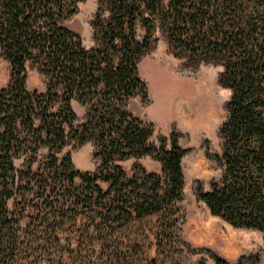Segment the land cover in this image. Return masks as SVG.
Returning <instances> with one entry per match:
<instances>
[{
	"label": "trees",
	"instance_id": "trees-1",
	"mask_svg": "<svg viewBox=\"0 0 264 264\" xmlns=\"http://www.w3.org/2000/svg\"><path fill=\"white\" fill-rule=\"evenodd\" d=\"M81 1L0 0V50L10 67L0 86V264H157L125 235L130 223L150 217L158 253L177 240L187 149L176 133L155 145L152 124L126 109L145 88L138 62L148 45L134 33L142 8H159L174 56L222 66L219 83L230 90L221 152L213 155L221 175L206 190L198 181L197 198L228 224L264 232V0H109V25L92 48L65 25ZM28 67L48 78L45 93L26 88ZM74 97L89 105L74 138L93 142L101 159L93 172L77 170L63 151ZM42 147L48 154L33 168ZM22 153L28 165L19 169ZM143 155L160 171L137 167L128 176L119 161ZM18 195L23 203L11 210Z\"/></svg>",
	"mask_w": 264,
	"mask_h": 264
},
{
	"label": "rangeland",
	"instance_id": "rangeland-1",
	"mask_svg": "<svg viewBox=\"0 0 264 264\" xmlns=\"http://www.w3.org/2000/svg\"><path fill=\"white\" fill-rule=\"evenodd\" d=\"M108 1L83 0L78 4L77 12L65 22L70 30L80 35L87 48L98 44L97 35L101 33V25H109ZM135 15V37L140 43L148 45L143 47L138 62V72L145 88L128 100L126 109L152 124L153 135L150 140L155 145H159L162 139L169 143L171 134L176 133L178 143L187 152L182 158L183 194L175 203L179 209L178 236L166 255L160 251L158 253L154 244L152 231L155 217L130 223L125 235L139 239L144 251L154 256L157 264H217L213 255L222 258L227 264H264V232L234 227L211 215L196 194L198 181L206 190L211 179L221 175V168L213 155L221 152L222 138L219 130L226 119V102L230 97V90L219 83L222 66L174 56L159 22V8L154 14L142 8ZM9 79L10 67L0 50V86H6ZM47 83L48 78L36 67L27 68L26 88L29 91L45 93ZM58 105V102L53 103L51 110H56ZM71 106L76 118L72 122L70 142L63 151H70L77 170L93 172L101 163L93 142L78 143L74 138V131L84 121L89 105L74 97ZM47 154L46 147L39 149L33 168L44 162ZM28 159V153H22L14 159L15 166L26 168ZM119 164L128 176L137 167H143L149 172H159L161 168L159 161L152 155L130 157L119 161ZM100 184L107 186L105 182ZM20 192L25 193L28 200L33 196L32 191ZM16 202L23 203L20 195L15 201L9 200L11 210ZM201 219L214 224L220 235L203 238L197 236L193 232L194 222ZM61 237L64 238L62 242L66 243L70 238L69 231L66 230ZM222 237L232 242L228 250Z\"/></svg>",
	"mask_w": 264,
	"mask_h": 264
},
{
	"label": "bare ground",
	"instance_id": "bare-ground-1",
	"mask_svg": "<svg viewBox=\"0 0 264 264\" xmlns=\"http://www.w3.org/2000/svg\"><path fill=\"white\" fill-rule=\"evenodd\" d=\"M194 229H193V232L199 236L200 238H203L205 236H210L212 237L213 235L217 234V235H220L219 234V231L217 230V228L215 227L214 224H212L211 222H205L203 221L202 219L201 220H196L194 222ZM195 235V236H196ZM193 236V235H192ZM226 236V235H225ZM224 236V237H225ZM222 241L225 243V247L226 249L228 250L229 249V245L232 243L230 241V239L228 238H221ZM234 250V249H233Z\"/></svg>",
	"mask_w": 264,
	"mask_h": 264
}]
</instances>
